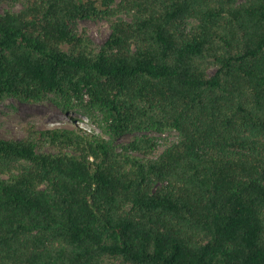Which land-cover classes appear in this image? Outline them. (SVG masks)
<instances>
[{
  "label": "trees",
  "instance_id": "obj_1",
  "mask_svg": "<svg viewBox=\"0 0 264 264\" xmlns=\"http://www.w3.org/2000/svg\"><path fill=\"white\" fill-rule=\"evenodd\" d=\"M2 3L0 102L103 133L0 136V264H264V0Z\"/></svg>",
  "mask_w": 264,
  "mask_h": 264
},
{
  "label": "rangeland",
  "instance_id": "obj_2",
  "mask_svg": "<svg viewBox=\"0 0 264 264\" xmlns=\"http://www.w3.org/2000/svg\"><path fill=\"white\" fill-rule=\"evenodd\" d=\"M101 5V0H98ZM11 7L8 3L0 4V10ZM14 9L22 8L21 2H16ZM79 31H85L99 47L108 38L111 31V21L107 18L81 19L77 23ZM54 126H67L77 128L80 132L96 131L103 133L102 129L86 113L80 109L65 112L55 101L48 99L39 102L22 101L18 98H8L0 102V136L5 138H26L36 130L47 129ZM154 136L159 138L160 144L157 153L161 152L168 142L178 139L177 130L166 132L137 131L126 134L120 143H128L136 136ZM165 140L167 142H165ZM45 149H49L48 146Z\"/></svg>",
  "mask_w": 264,
  "mask_h": 264
}]
</instances>
